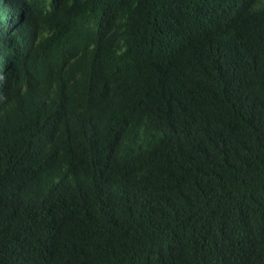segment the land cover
Returning <instances> with one entry per match:
<instances>
[{
    "label": "trees",
    "instance_id": "obj_1",
    "mask_svg": "<svg viewBox=\"0 0 264 264\" xmlns=\"http://www.w3.org/2000/svg\"><path fill=\"white\" fill-rule=\"evenodd\" d=\"M165 1L0 0V264H264V14Z\"/></svg>",
    "mask_w": 264,
    "mask_h": 264
},
{
    "label": "clouds",
    "instance_id": "obj_2",
    "mask_svg": "<svg viewBox=\"0 0 264 264\" xmlns=\"http://www.w3.org/2000/svg\"><path fill=\"white\" fill-rule=\"evenodd\" d=\"M172 1L174 0H166L165 2H172ZM235 9H237L236 13L233 11ZM206 12L209 15L211 20H215L218 14L222 13L226 16L227 20L232 25H237L239 27H245L244 24L248 22H262L258 18V15L264 14V0H250L248 2L235 1L233 3H231L229 0H219V3H212V2L208 3L206 5ZM5 18L8 20L5 26L3 25L0 26V42L4 41V42H9L10 44L28 43L30 41V38L17 36L18 29H17L16 21L20 19V16L19 15L15 16V12L8 10V13L6 14ZM147 22L148 21L145 20L143 24L145 25ZM6 59L9 60V64H11L13 61V59H9V58H6ZM226 60L233 63V68H234L235 73H240V74L244 73L243 70L246 65L242 63V56H238L236 60H231V59H226ZM7 66L8 65H6L4 61L1 60V57H0V73L2 72L3 68L6 69ZM115 71L117 72L116 75L120 77H124L130 71V68L126 66L125 67L120 66V67H117ZM262 77H264V73L258 76L257 84L250 83L251 85H253L255 88L258 89L257 92H252L250 89H247L245 86L242 85V89H241L239 97H244L246 99H252V98L257 97L259 93L263 92L264 91V81L262 80ZM90 88L91 90L88 93H90L91 91H95L102 101V106L106 107L102 97L99 94L101 91L94 86H91ZM151 96H153L152 93H151ZM176 103L177 105L190 103L189 95L185 93L184 97L178 99ZM158 105L160 107L159 112H158L159 117L165 118L167 120H171L172 118H174L180 121L182 119V117L180 116L177 110L176 105L167 104L163 106L160 103ZM0 111H1V108H0ZM88 111L90 112V115L84 119L75 121L74 129H72L71 131L70 130L68 131L70 133H74V138L77 141L79 140L80 137H84L88 140L90 137L95 138L98 134L109 133V125L107 121L104 118L100 119L99 114H94L93 113L94 110H88ZM80 113L81 112H79L78 114ZM142 117H143V114L139 112L138 119L140 121ZM96 125L99 126V131L97 133L93 131V128ZM4 127H5V123L4 125L0 124V131ZM138 131L139 129L136 130L135 132L137 133ZM10 132H11V136L10 138H8L7 141L12 142L17 148H19L20 137H17L14 135V129L12 127H10ZM120 134L123 139L131 138L130 134L123 135L121 131H120ZM115 151H116L117 156L121 158L120 149L117 148L115 149Z\"/></svg>",
    "mask_w": 264,
    "mask_h": 264
}]
</instances>
